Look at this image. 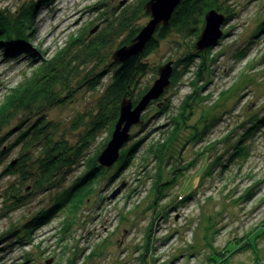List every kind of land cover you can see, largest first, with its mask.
Segmentation results:
<instances>
[{
    "label": "rangeland",
    "instance_id": "obj_1",
    "mask_svg": "<svg viewBox=\"0 0 264 264\" xmlns=\"http://www.w3.org/2000/svg\"><path fill=\"white\" fill-rule=\"evenodd\" d=\"M28 1L0 0V9L16 13ZM217 3L223 10L217 11L228 17L218 43L199 52L196 38L185 30H172L145 58L148 72L132 93L138 96L149 89L159 66L169 61L174 65L185 53L208 52V68L202 76L196 75L200 62L196 57L180 80L171 79L170 87L140 114L142 124L131 128L123 148L139 141L127 164L116 174L114 164L104 177L94 178L88 189L91 194L79 209H70L68 202L22 242L7 231L50 206L54 192L31 193L27 204L7 211L9 203L5 205L2 196L7 186L19 180L5 175L4 169L21 154L24 162L40 155L39 143L17 142L18 134L42 114L53 125L50 133L55 141L66 140L68 150L89 141L85 158L99 151L98 158L112 133L107 142L106 129L94 138L86 135L111 79L113 53L131 28L141 30L150 17L142 0H48L30 15L27 50L8 59L0 46L1 105L13 87L31 77L44 59L52 58L73 37L97 43L92 56L83 48L74 50L78 57L64 73L67 88L57 87L58 104L22 119L18 114L0 131V139L5 138L0 142V264L264 262V0ZM122 11L131 18L120 28L112 20ZM193 93L195 97L189 98ZM253 117L262 118L261 124L247 135ZM208 125L205 134L198 136ZM9 145L12 150L5 154ZM83 162L58 177L61 189L82 175Z\"/></svg>",
    "mask_w": 264,
    "mask_h": 264
},
{
    "label": "trees",
    "instance_id": "obj_2",
    "mask_svg": "<svg viewBox=\"0 0 264 264\" xmlns=\"http://www.w3.org/2000/svg\"><path fill=\"white\" fill-rule=\"evenodd\" d=\"M48 0H29L27 6H22L16 13H10L5 9H0V45L3 49V53L6 58L13 56L17 51L23 52L27 50V44L29 42V22L31 14L36 6L39 4H46ZM149 0H142L144 6ZM221 10V6L217 3V0H180L176 8L171 15L170 21L167 26H160L156 30L153 38L147 43L145 50L136 56L128 58L126 61L120 64H115L109 84L105 87L104 93L101 96V105L97 119L93 121L92 126L87 129V137L94 138L101 130L106 129L108 131V137H110L113 127L117 122L119 115V104L123 96H129L132 99L133 104L137 103L140 94L147 91L148 87L143 91H140L139 95L135 96L132 92L133 88L139 83V79L142 75L148 72V65L145 62V58L153 52L159 46L160 40L165 39L172 30L182 31L185 30L192 38H197L200 34L204 16L210 10ZM130 13L122 11L118 14L117 18H114L112 22L115 26L123 28L129 23ZM228 16V15H227ZM226 17V16H225ZM228 21L226 17L225 22ZM112 23V24H113ZM124 30V29H123ZM122 30V31H123ZM140 31V27L131 28L126 38L118 45L122 47L131 42L132 39ZM224 36V35H223ZM78 35L73 37L65 48L60 49L50 59H44L41 64L31 73V77L23 78L24 80L13 87L5 96V102L0 105V131L4 127L10 125L12 120L19 114L20 118H24L27 113L41 114V111L45 107H51L60 102L61 96L57 87L66 89L68 84V77L64 74L71 61L77 59L76 48H83L86 54L92 56L95 52L97 43L93 41L86 42V39H80ZM74 51V52H73ZM243 53V52H241ZM242 55V54H240ZM206 55L201 53H185L178 60L174 62L172 82H178L180 80L181 72H186L192 61L198 57L200 62L197 64L196 75L202 76V72L208 68ZM72 58V59H71ZM212 61V60H211ZM182 66V70L179 72V66ZM155 72V71H154ZM92 84V83H91ZM196 93L190 95L189 98L193 99ZM190 106V104H187ZM26 117L24 120H26ZM262 118L253 117L250 121V126L247 127L246 134L249 135L255 132L254 129L259 127ZM23 120V121H24ZM22 121V122H23ZM21 122V123H22ZM53 125L45 120L44 115L37 116L34 121L27 127L26 130L21 131L17 138V142L28 140V142L34 141L40 145V155L32 160H21L20 157L14 161V165L9 164L4 169L5 175H13L19 180V182L10 184L4 191L3 203L7 206V211L14 210L16 207L27 204V199L31 193L37 192H54L51 196L50 206L42 208L36 212L29 220L23 222L20 225L11 226L7 231L8 236L14 235L16 241L22 242L24 239H31L32 232L37 227L48 222L53 214L64 209L68 202L70 209H79L84 198L91 194L89 184L93 182L94 178L106 175L109 169H101L96 158L99 153L93 157H86L84 155V149L87 147V142L79 145L77 149H70L66 140L55 141L54 137L50 133V127ZM209 125L198 136H202L207 131ZM245 135V136H247ZM242 136L240 141L245 137ZM2 138L0 142L3 141ZM105 142L103 145H105ZM139 141L134 145L129 146L128 149L121 151L118 161L115 163L114 174L119 172L123 166H125L128 160L131 158V153L137 148ZM12 150V145H9L5 149L6 152ZM244 150V147H240V152ZM4 154V155H5ZM1 155V153H0ZM87 156V155H86ZM20 159V161H19ZM0 157V162H1ZM84 161L85 171L82 175L76 178L73 183L67 188H60V181L58 177L65 172V170H71L72 166L78 163V161ZM29 162V163H28ZM113 176V175H112ZM104 177V176H103ZM102 177V178H103ZM26 181H30V185H26ZM27 186L30 189L25 195H22V191L27 190ZM87 190L86 192H83ZM76 208V209H77ZM92 256V255H91ZM214 260H218L215 255H212ZM217 258V259H216Z\"/></svg>",
    "mask_w": 264,
    "mask_h": 264
},
{
    "label": "water",
    "instance_id": "obj_3",
    "mask_svg": "<svg viewBox=\"0 0 264 264\" xmlns=\"http://www.w3.org/2000/svg\"><path fill=\"white\" fill-rule=\"evenodd\" d=\"M180 0H149L144 10L150 19L138 34L127 45L116 49L113 53V62L123 63L128 58L141 54L147 43L153 38L156 30L160 26H167L174 8ZM225 16L216 10H210L204 17V27L196 38L195 49L204 52L208 48L215 46L220 37L223 36L221 26L225 22ZM158 77L153 81L147 92L141 97L137 105L133 106L131 98L124 96L119 105V117L115 124L111 138L105 148L96 159L99 166L109 169L119 159L121 150L129 142L131 128L134 125L142 124L141 115L147 105L159 98L171 85L173 74V61H169L159 66ZM118 192V191H117ZM116 193L113 195L115 196ZM256 264H259L258 262ZM264 264V262H260Z\"/></svg>",
    "mask_w": 264,
    "mask_h": 264
}]
</instances>
